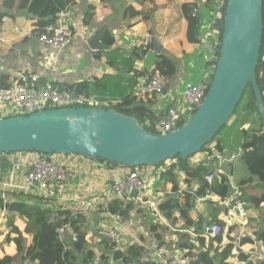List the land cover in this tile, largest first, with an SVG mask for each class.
Wrapping results in <instances>:
<instances>
[{"label": "trees", "instance_id": "16d2710c", "mask_svg": "<svg viewBox=\"0 0 264 264\" xmlns=\"http://www.w3.org/2000/svg\"><path fill=\"white\" fill-rule=\"evenodd\" d=\"M99 1L102 8L111 7L112 0ZM158 1L136 0L135 3L129 4L124 8L123 19L131 20L141 17L143 20H150L159 7ZM220 1L222 0H205L203 7L198 0L187 1L181 5L182 13L187 21L186 36L190 43L200 42L198 34L201 30L202 20L199 11L206 9L209 12L212 29L215 33V37L210 38V41L212 40L213 42H211L213 60L210 65L213 68L216 66L221 50L228 0H223L225 5L219 9L220 15L218 17L216 15L217 4ZM72 4L73 0H4V11L0 13V20L10 14L9 9H20L27 14L29 25L39 35L47 25L55 23L59 19L60 14L67 12ZM95 18V7L90 4L84 15L83 22L86 25H90ZM216 38L217 40L215 41L214 39ZM104 40L110 45L115 43V39L109 31L104 34ZM151 46L152 43L150 41L141 42L126 59L122 58L129 70L134 72L133 74L131 73L128 86L124 90L121 89L122 80L109 77L111 74L103 75L96 79L93 84L80 82L58 85L60 87L77 88L80 93L86 96L96 95L98 101L103 100L105 102V100H108V103H102V101L95 106L105 109L112 108L118 112L132 115L146 129L157 133L153 129V125L146 124L147 120L154 124L156 119V115L150 106L155 102V98L149 96L144 99L137 95L136 86L141 82L140 79L144 77L145 73L134 71L136 62L143 59ZM115 56L119 57V54H115ZM177 72L178 66L174 58L160 54L158 55V64L149 74V77L157 73L164 75L167 82V90L172 85ZM256 73L258 84L263 93L264 33ZM196 110L197 108L192 111V114ZM247 124L253 127L248 129L246 127ZM256 125L258 126L256 127ZM226 129H231L233 132L229 137L226 136L222 143L220 136L223 135ZM215 142H217L218 151L222 154H226V143L241 142L240 146L243 149L241 159L247 167L248 176L241 181L240 186L255 185L260 188V194H250L243 191L242 188L238 198L246 204L249 203L251 206L258 208L261 217V228L242 237V235L236 234L237 225L228 221L225 222L218 216L213 217L209 221H206L203 217H198L192 221L189 210L194 201V194L187 192L188 187L190 188L195 183L198 185L196 189H199L196 193L197 195L204 196L209 194L207 193L210 191L207 190L206 176L213 168V165L205 160L201 161L196 167H192L189 160L197 153L186 159L178 155L174 158L178 161L177 164L173 163L174 165L171 163L168 166V163L172 162L169 159L151 166L156 169L163 166L159 174L161 179L159 181L164 188L167 189L170 184L174 191L180 186L184 188L183 190H186V192L183 191L184 195L183 193L168 194L159 204L158 211L171 222L183 220L184 224L181 228H188L186 229L188 231L178 232L179 238L176 243L179 257L182 259L190 258L188 264H222L226 258L235 257L236 255V259L240 264H264V257L258 258L242 250L248 244L253 245L257 242L264 244V124L256 105L252 84L248 85L229 122L198 153L209 149ZM5 168H9L7 163ZM180 177L183 179L180 180ZM221 181L224 182V180ZM136 194L133 193L130 199L116 197L108 202H101L98 204L96 211L87 214L84 209L71 207L66 204H60L55 208L53 206L47 207L49 202L41 199L29 202L26 200V196L21 193H18L17 196L14 195V199L9 198L5 201L0 189V210L5 211L0 224V248L5 249V246L10 245L13 247L12 252H15L0 255V264H159V261L154 260L152 250H146L144 245L133 242L125 248L117 247L115 243L99 234L101 223L110 215H115L120 222L130 219L131 212L135 209L134 201L130 200ZM19 219L25 224L24 230L17 224ZM185 224L190 225L187 226ZM204 224H221L223 232L219 236L208 238L203 234ZM64 226H68V231L66 241L62 242L59 237V231ZM158 226L159 224L152 222L151 231L157 232L159 230ZM79 234H82L84 241V247L80 252L71 243L73 237L76 238ZM223 236L226 238L225 241H223ZM97 238H100V241L95 240ZM162 238L161 232L155 236L156 241L161 242ZM90 240H93L92 246ZM93 246H95V249ZM197 248L200 249L197 251ZM87 254L91 255V260L89 263H84L83 259Z\"/></svg>", "mask_w": 264, "mask_h": 264}, {"label": "crops", "instance_id": "0c3cea01", "mask_svg": "<svg viewBox=\"0 0 264 264\" xmlns=\"http://www.w3.org/2000/svg\"><path fill=\"white\" fill-rule=\"evenodd\" d=\"M3 1L0 0V13L4 11ZM187 1L191 0H159L158 9L153 17L146 21L141 17L131 20L123 19L124 8L129 4H133L127 0H112L110 8H102L99 0H73L72 6L67 12L60 14L58 20L62 21L72 30L74 38L70 45L60 51H53L39 40L38 33L29 25L28 16L24 11L17 8L9 9L10 14L0 20V72L4 77L12 75L21 81L28 80L32 74H39L42 81H50L55 84H75L80 82L93 84L96 79L103 75L111 74L109 77L122 80L121 89L124 90L128 86L131 73L133 74L134 72L129 70L123 59H126L131 51L143 42L148 35L152 36V40L150 41L152 46L143 59L136 62L134 69V71L137 70L138 72L145 73L140 81L143 82L144 78L149 77V74H151L158 64V55L165 54L174 58L178 66V72L172 85L167 90L169 92L182 91L189 84L193 83V80H196V73L198 74V79L200 78L202 67L206 65L213 54L210 41L211 36L208 33V27L205 25V22L203 24L204 20L208 21L207 19L210 18V14L206 9L199 11L202 20L201 30L198 34L200 42L190 43L187 40V21L181 10L182 3ZM204 1L198 0L201 6ZM90 4H93L95 7L96 18L90 25H86L83 22V18ZM103 26L106 27L104 34L106 31H109L114 37L115 43L111 45L107 44L103 34L101 40L107 45V48L103 50L89 49L86 43L87 37ZM154 36H159L161 39L160 45L162 48L159 52L155 51L153 46ZM115 54H119V57H116ZM53 58L55 59L53 60ZM107 101L105 100L102 103H108ZM146 122V124H151L149 120ZM246 127L251 129L253 126L247 124ZM232 132L231 129H226L223 135L220 136L221 142L223 143L224 138L226 136L229 137ZM240 143H226V154H223V156L229 158L233 152L239 153L238 150L242 148ZM214 144L217 145V142ZM238 155L235 161H226L223 164L214 182H207V190L210 191L207 193L209 194L204 196L197 195L196 193L199 189H196L198 185L195 183L190 188L188 187L187 192L194 194V201L189 210L192 221L198 217H203L206 221H209L213 217L218 216L225 220V222L232 223L227 218L224 206L219 202L220 198L234 195L235 193L238 196L239 193L241 194L242 188L247 193L260 194V188L255 185L240 186L241 181L247 178L248 171L241 159V155ZM238 158L241 159L240 162H237ZM81 160L89 162L92 165L93 172L84 173L80 179L83 192H80V195L75 197L77 198L76 201L66 203V205L84 209L89 214L95 209L97 204L116 198L115 195H104L102 189L108 184H113V181L125 177L129 172V168L112 165L103 161H90L86 158ZM177 162L176 159H172V162L168 163V166L171 163L177 164ZM189 163L192 167L198 165L197 154L190 158ZM140 168L146 171V176L153 183L154 189L143 190L133 196L130 201H134V204L137 202V209L143 213L142 209L144 207L151 211L155 209L153 216L156 219L152 218L154 219V223L159 224V230L156 232V235L161 232L163 236L161 242L151 237L149 230H151L153 220L147 219L145 213H133L130 219L124 222H120L115 215H110L101 224H109L112 216V220L118 221V226L121 230L120 247L125 248L133 242H138L144 245L146 250L150 251L151 249L155 257L157 255L161 257L159 255L161 254L167 262V259L171 256L179 257V251L176 248L179 238L178 232L188 231L186 230L188 228H181L184 224V221L181 219L171 222L164 218L161 212L158 211V206L168 194L183 193L184 195L183 191L186 192V190H183L184 188L180 186L174 191L170 184L167 186V189L161 185L159 174L163 166L159 169L151 166H143L138 169ZM179 179L182 180L183 178L180 177ZM221 180H224V182ZM142 216L146 218L144 220L149 230H146L143 226V222L145 221L142 220ZM260 223L261 217L258 208L247 203V215L239 217L237 222L232 224L237 225L236 234L243 237L244 235L251 234L254 230L260 229ZM185 225L188 226L190 224ZM206 225L208 224H204L203 232ZM223 238V241H225L226 238L224 236ZM74 239L76 238L73 237ZM9 246H5V249L0 248V255L11 252L13 247ZM199 249L197 248V251ZM242 250L258 258L264 257V244L260 242L253 245L248 244ZM166 256L167 258H164ZM236 257L237 255L226 258L222 264H240ZM163 259L161 258L160 262H163ZM158 260L157 258L156 261ZM183 260H185V264H188L190 258Z\"/></svg>", "mask_w": 264, "mask_h": 264}, {"label": "water", "instance_id": "95a60500", "mask_svg": "<svg viewBox=\"0 0 264 264\" xmlns=\"http://www.w3.org/2000/svg\"><path fill=\"white\" fill-rule=\"evenodd\" d=\"M263 8L264 0H228L212 83L195 113L177 129L154 133L136 117L112 108H52L0 118V153L74 154L127 168L153 166L178 155L186 159L200 152L229 122L249 84L264 124V96L256 73L264 33ZM105 30L103 26L87 37L89 49L107 48L101 40ZM160 40L154 36L157 52L162 48ZM71 243L80 252L82 234Z\"/></svg>", "mask_w": 264, "mask_h": 264}, {"label": "built area", "instance_id": "2783aa9c", "mask_svg": "<svg viewBox=\"0 0 264 264\" xmlns=\"http://www.w3.org/2000/svg\"><path fill=\"white\" fill-rule=\"evenodd\" d=\"M224 5L223 0L217 4L216 15L218 17L219 9ZM206 26L210 36L215 37L211 18ZM38 38L53 51H60L70 45L74 37L72 30L62 21L57 20L47 25ZM151 40L152 36L147 35L143 42ZM214 40L216 41L217 38ZM212 60L213 54L202 67L199 80L189 84L182 91L169 92L166 90V78L160 73L146 77L138 84L136 93L139 97L146 99L152 96L155 98V102L150 106L156 119L154 124L151 122V125L159 126L161 132L157 131V133H167L177 129L191 117L192 111L201 105L210 88L216 68L210 65ZM98 103L96 95L86 96L77 88L60 87L50 81H42L39 74H32L28 80L21 81L12 75L4 77L0 72V113L2 114L0 118L28 115L52 108L91 107ZM242 151L243 149L240 148L239 153L233 152L229 158H225L213 143L209 149L197 153V164L205 160L213 165L212 170L206 176V182H214L223 164L226 161H235ZM81 159L83 157L74 154H44L38 151L2 152L0 153L2 196L5 201L14 198V195L17 196L18 193L25 195L29 202L32 199H41L53 204L76 201L75 197L83 192L80 179L85 172H93L92 165ZM6 163L9 168H5ZM138 168H129L125 177L113 181V184H108L102 189L104 195L111 194L117 198L128 199L133 193L154 189L153 183L146 176V171ZM219 202L224 206L227 218L232 223H236L239 217L247 215V204L240 200L236 193L220 198ZM67 231L68 226L62 227L59 231L62 242L66 241ZM222 232L221 224H208L204 228V235L207 237L214 238ZM99 234L115 243L117 247L120 246L121 230L117 221L112 220L109 224L100 225ZM168 264H185V260L171 256Z\"/></svg>", "mask_w": 264, "mask_h": 264}, {"label": "rangeland", "instance_id": "374dc122", "mask_svg": "<svg viewBox=\"0 0 264 264\" xmlns=\"http://www.w3.org/2000/svg\"><path fill=\"white\" fill-rule=\"evenodd\" d=\"M208 21H205L204 20V22H205V25H208V23H209V21H210V18L209 19H207ZM213 43V42H212ZM195 79L196 80H193V82H196V81H198L199 79H198V74L196 73V77H195ZM198 79V80H197ZM103 100H100L99 102H102ZM0 115H2L1 113H0ZM153 129L154 130H156V131H158V132H161V130L159 129V126H157V125H154L153 126ZM241 161V159H239L238 158V160H237V162H240ZM247 169V168H246ZM26 200H27V197H26ZM36 199H32L30 202H32V201H35ZM58 205H60V204H53V203H48V206L47 207H49V206H53V207H55V208H57V206ZM97 207H98V205H97ZM138 208V205H137V202H136V204H135V209L131 212V215H133V213H139V214H146V218L147 219H151V221L153 220V222H154V219L152 218V217H154L153 215H154V209H152V211L149 209H147V208H145L144 207V209H142L143 211H144V213L142 212V211H140L139 209H137ZM98 209V208H97ZM95 211H96V209H94ZM137 210H139V211H137ZM92 212H94V211H92ZM2 213H5V211L3 210H0V221H1V218H2ZM130 215V216H131ZM146 218H144V216H142V220L143 221H145L144 219H146ZM155 218V217H154ZM111 222H112V216H111ZM109 219V220H110ZM156 219V218H155ZM106 220V219H105ZM104 220V221H105ZM150 221V222H151ZM17 224L19 225V227L22 229V230H24V223H23V221H21L20 219H19V221H17ZM117 224H119L118 223V221H117ZM156 224V223H155ZM101 225H106V223H104V224H101ZM143 226L146 228V230L148 229L147 228V226H146V221L145 222H143ZM149 230V229H148ZM149 232L151 233V237L155 240V236H156V232H152L151 230H149ZM95 240H99L100 241V238H97V239H95ZM90 242H91V246L93 245V240H90ZM95 245V244H94ZM94 247V249H95V246H93ZM12 250V249H11ZM13 251V250H12ZM11 251V252H12ZM12 253H15V252H12ZM161 257H159L158 255H157V257H155L154 256V260H156L157 258L159 259L158 261H159V264H166L167 262L163 259V257H162V255L161 254H159ZM161 258L164 260L163 262H160V260H161ZM164 258H167V256L166 257H164ZM93 259V258H92ZM170 259V258H169ZM169 259H167V260H169ZM18 260V259H17ZM90 260H91V255L90 254H87L85 257H84V259H83V261H84V263H89L90 262ZM19 263V262H18ZM95 264H97V263H95Z\"/></svg>", "mask_w": 264, "mask_h": 264}]
</instances>
